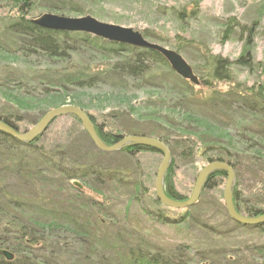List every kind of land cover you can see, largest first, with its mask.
<instances>
[{
    "label": "rangeland",
    "instance_id": "374dc122",
    "mask_svg": "<svg viewBox=\"0 0 264 264\" xmlns=\"http://www.w3.org/2000/svg\"><path fill=\"white\" fill-rule=\"evenodd\" d=\"M5 1L7 0L0 2V17H3L8 9L1 8L8 4V1ZM35 2L31 12L34 18L43 14L69 18L89 15L103 23L140 32L149 42L177 51L188 62L200 81L204 78L201 70L205 64L204 57L208 54L219 55L236 62L245 53V42L238 40V30L234 32L236 34L231 40L223 41L224 31L231 20L236 19L240 25L248 26L254 35L249 48L254 58V71L252 73L247 68L232 66L235 81L215 84L214 89L224 97L220 96L222 98L219 101L212 95L213 87L196 86L193 90L196 93L194 104L187 103L184 106L181 94L172 82L176 79V74L167 79H150L155 74L162 77L170 75L166 65L158 64L152 65L155 70L151 71L149 78L133 79L120 75L116 78L103 79L104 82L98 81L95 86L82 88L64 83L66 88L62 92L44 95L43 87L34 72L44 70H60L63 74L65 71L73 74L81 70L86 73L106 72L112 70V66H117L119 62L128 59L126 56L109 57V53L104 57L102 53L92 52L90 46H80V50L65 60H50L40 54L21 60L20 53L6 55L0 52V71L4 67L14 68L18 74H23V80L25 79L23 87L18 89L12 86L2 95V103H5L2 107L5 108L0 110L17 116L19 114L22 118V122L18 124L21 133L32 129L47 112L72 105L81 107L80 109H84L88 115L95 117L99 125L105 123L108 131L121 136H146L158 140L168 137L172 157L170 175L173 178L174 189L184 200L191 195L199 172L209 164L203 155L204 151H208L210 144L217 145V148L224 147L236 156L235 183H238L239 190L245 199L251 200V205L259 202L258 204L263 206L264 142L262 144L258 142L257 132L261 133V128L264 127V117L259 113L252 117L249 113L242 112L243 110L239 111L238 108L244 103L228 94L238 83L248 88L251 86L257 88L259 85L264 88V0H35ZM48 2H51L50 5L59 3V6L64 7L63 12L46 8ZM78 11L84 12L76 13ZM181 11L185 13L187 11L185 17H181ZM211 95L212 100L205 104V100ZM186 134L198 139L196 151H199L198 154L187 156L177 145L180 137ZM38 147L46 154L47 161H52L49 157L58 160L59 155L55 157L51 152H58L59 149L64 150L70 160L80 162L79 164L92 163L111 172L115 171L118 178L127 181L126 183H141L143 188L149 191L148 198L156 200L154 190L156 174L164 158L157 151L133 156L121 151L112 154L99 151L89 139L81 122L72 115L57 118L40 137ZM253 152L263 156L258 167L252 164L254 162L252 156L255 155ZM11 154L0 161V165L5 164L4 168L8 169L5 171L8 180L4 183L9 186V195L24 190L23 196L28 197L29 194L28 198L34 201L35 206L31 205L32 207L24 209L26 215L34 214L37 217L34 212H40V215L45 216L46 208L48 210L54 208L59 213L67 212L64 215V223L71 225L70 221L74 219L86 226L83 231H79L83 236L82 238L78 236L79 240L64 232L63 237L70 243L67 246L64 244L65 248L59 256L60 264H119L118 261H114L112 242L136 248L139 245L153 253L159 251L170 253L183 245L191 248L189 252L191 255L201 254L209 248L241 250L244 254L246 247L264 244V237L257 231L240 229L229 219L223 197L226 182L224 177L216 179L213 183L214 188L200 196V203L190 209L173 210L163 205L159 206L157 209L166 213V220L162 221L157 219L156 207L154 208L150 201L143 200L140 195L137 196L140 201H134L138 192L125 187L123 190L114 183L101 187L93 181L89 184L83 179L72 180L70 185L68 184L72 186L71 190L66 186L68 189L57 192V186L46 183L45 177H42L41 184L36 183L33 187L28 181L31 179L30 169L35 170V166L52 169L54 164L47 163L40 154L33 151L24 155L17 151ZM21 159L25 160L24 167L17 172L14 167ZM17 173L23 180L18 178ZM33 178L37 182L35 174ZM73 182L79 183L81 188L76 187ZM47 213L46 220L50 221L51 216L48 215H51V212ZM58 222L61 224L63 220ZM93 223L99 227L100 239L97 235L93 237L90 233L91 228L87 227L96 226ZM85 238L89 241L84 240ZM81 239L83 241H80ZM85 241L89 245L84 244ZM83 244L84 248L81 247ZM75 247L80 254L73 251ZM89 248H92L91 253L87 252ZM101 255L108 258L105 263Z\"/></svg>",
    "mask_w": 264,
    "mask_h": 264
},
{
    "label": "trees",
    "instance_id": "16d2710c",
    "mask_svg": "<svg viewBox=\"0 0 264 264\" xmlns=\"http://www.w3.org/2000/svg\"><path fill=\"white\" fill-rule=\"evenodd\" d=\"M1 1L2 0H0V2ZM7 1L5 2H7L8 4L5 7H1L4 9L8 8L5 15L3 17H0L1 53H4L6 55H11L12 53L16 52L20 53L19 57L21 58V60L22 58L26 60L36 54L45 55L50 60H65L71 58L72 55H74L73 53H76L78 50H80V46H90L92 52L102 53L105 55L104 57H106V54L109 53V57L118 58L126 56L128 58L127 61L119 62L117 66H112V70L110 69L106 72H88L89 74L84 70L77 71L73 74H68V71H65V74H63L60 70H44L43 72H34L36 79H39V83L41 87H43L42 91L44 92V95L45 93L49 94L52 92L55 93L57 91L62 92L63 89L66 88V85H64V83L69 86L75 85L82 88L87 86H95L98 84V81L109 79V77L116 78V76L119 77L120 75L128 78L132 77L133 79L149 78V75H151V71L155 70L153 69V66L156 64L160 66L166 65L169 69L170 75H166V77L163 75L162 77L155 74L154 77L152 76V78H150L151 80L162 78L167 79V77L176 74L170 69L167 61L163 58V56L153 50L136 48L131 45L128 46L120 43L116 44L110 43L108 41L106 42L87 33H68L64 31H51L43 27L41 28L36 24H33L32 22L34 17L32 16L33 14L31 12L33 11L36 3L35 0ZM50 3L51 2L47 3L48 7L46 8L50 10L53 9L56 12H63L64 7L59 6L60 2L56 5H54L53 3L50 5ZM84 11H78L76 13ZM186 13L185 11H181V17H185ZM236 30L239 31L238 40L242 43L245 42V53L243 51L244 54H242L236 62H231L228 58L225 59L219 55L214 56L208 54L206 57H204L205 64L203 65V69L201 70L203 72L204 78L202 77L203 81H201L200 86L213 87L214 89L216 83L227 84L234 82L235 79L232 72V66L234 65L247 68L253 73L255 68L254 58L251 56V52L249 51L251 39L254 36L252 30L248 28V26L245 27L240 25V23L236 19H232L230 24L227 25L224 31L223 41L225 42L231 40L235 36L236 33L234 34V32H236ZM23 77V74H18L17 69L16 71L14 68L8 67H4L1 69L0 90H3L0 91V109L5 108L2 107V105H5V103H2V95L7 93L6 91H9L12 86L18 87V89L23 87V81L25 82V79L23 80ZM175 78L176 79L172 82L173 84L175 83L177 89L181 94V102L184 106L187 105V103L188 105H193V101L196 100V96L194 95L196 93H194L193 91L196 85L194 86L189 81L183 80L177 74L175 75ZM234 87L235 89L230 90L228 96L230 95L232 97H236V100H241L242 104L244 103V105L239 107L238 110H243L242 112L247 114L249 113L252 117H256L257 113H259L260 115L262 114L264 117V88L262 87V85H259V87L257 88H255L254 86L248 88L238 83ZM213 92L214 93H212V95L216 97V101L221 100L223 96L215 89ZM212 95L208 99H206L207 101L205 100V104L209 103V101L212 100ZM220 96L222 97L220 98ZM222 101L224 102V100ZM227 101L230 100L228 99ZM215 105L216 104H214V106ZM84 112L89 118H91V121L94 124L99 137L107 145L115 144L122 139L123 136L119 135L118 133L108 131L109 128L105 123H101L99 125L95 117L88 115L86 111ZM72 117L75 118L74 116ZM76 119L79 120L78 118ZM0 121L5 122L12 129L20 132L18 129V124L22 122V118L19 117V114L17 116V114L15 115L14 113L7 112L6 110H0ZM257 135L259 137L258 142L262 144V142H264V127L261 128V133L257 132ZM40 137H38L33 143L22 144L0 133V161L1 159H3V157H7L8 155L11 156V153H13V151L20 152L21 154H23L22 152L26 154L29 151H33V153L40 154L42 158L47 161L46 154L40 149V147H38V141L40 140ZM159 140L169 148L171 147L169 143L170 139L168 137H165L164 139L161 138ZM197 140L198 139H196V137L186 134V136L180 137V142L176 143L179 147L182 148L183 154L184 152H186L187 156H193L194 154H198L199 152H196L198 150ZM216 146L217 145L215 144H210L208 146V151H204L203 155L207 159V162H225L228 165L232 166L234 171L236 172L237 165L234 161L236 156L229 152L228 149L219 146L217 148ZM257 149L260 148H256V150ZM155 151L147 147L133 146L132 148L124 149L121 152H124L129 156H133L143 154L144 152ZM260 152L262 153L263 150H260ZM51 153L55 157L59 155L58 160L56 158L48 156L50 159H52V161L48 160L47 163L51 162L54 164L52 169L41 167L36 168V166L34 167L35 170L37 169L36 172L35 170L30 169L31 172H34L35 177L37 178V182H35L33 178L34 174L30 172L29 176L31 179H29L28 181L31 182L29 184L33 185V187L36 186V183L41 184L42 177H45V182L47 181L46 183L54 186L56 185L57 192L62 191V189H68L66 186H68V184L70 185V181L72 180L83 179L86 180V182H89V184H92L93 181L101 187L110 183H112L113 185L114 183L123 190L125 188H130L134 192H138L137 195H135L134 201H140V198L137 196H142L143 200L150 201L153 204L152 206L154 208L156 207L157 219H160L162 221L166 220V213L161 209H157L159 208V206L162 207V204L159 202V200L148 198L149 191L145 190L141 183H126L127 181H123L118 178L115 171L111 172L110 170H107L106 168L100 167L96 164H79L80 162L78 163L73 159L70 160L64 150L61 151L58 149V152ZM254 154L255 155L252 156V159H254V162H252V164L258 167L260 166L259 162L263 159V156L257 152H255ZM48 155H50V153H48ZM24 161V159H21L17 163V166L14 167V170L19 172L18 170L24 167ZM262 161L264 165V160ZM4 165L5 164L0 165V177L2 178L0 179V264H60L61 262L59 261V256L65 248L64 244L67 246L70 243L66 241L67 238L65 239L63 237L65 234L64 232L70 233V235L72 237H76V239L78 236L79 238H82L83 236L80 235L79 231H83L84 227L86 226L77 223V221H75L74 219L70 221L71 225L64 223V215L67 212L65 211L59 213L57 209L54 208L50 210L46 208L45 211L46 214H48L47 212H51V215H48L49 217L51 216L50 221L46 220V214L45 217L44 215H40V212H34L37 217L34 214H31L30 216L26 215L27 213L24 209H27V207L34 205V201L28 198L29 194L28 197L23 196V194L25 195L24 190H19L16 194L9 195V186L8 184L4 183L8 180V175L7 173H5V171H8V169L6 167L4 168ZM171 170L172 169H169L166 172L164 178V189L166 195L174 200L184 201V199H182L181 196L176 192V189H174L173 178L172 175H170L172 172ZM49 172L52 173V177H50L51 175L49 174ZM2 173L5 174L1 175ZM17 176L18 178L23 180V177H20L18 173ZM220 177L227 178L226 174L221 171L212 174L204 187L205 189L202 195H204L206 191L213 189V183ZM68 187L71 190L72 186ZM77 193L81 195L79 191H77ZM233 197L234 206L239 214L248 217H254L264 214V204H262L263 206H260V204H258L259 202H257V204L255 203L254 205H251V200L248 201L247 199H245L242 192L239 190L237 182L235 183ZM200 200L197 204L200 203ZM58 220H63V223L60 224ZM93 225L97 226V224L95 223H93ZM234 225L239 227L240 229H246L254 232L257 231L258 234L264 237V225L244 228H242L235 222ZM96 226L90 227L87 225L88 228H91L90 233L93 234L92 236L96 237L97 235V237L100 239L101 235H98L99 227ZM79 238L77 240H79ZM84 240H88V238H85ZM80 241L83 240L81 239ZM86 243L88 244L87 241H85L84 244ZM112 243L115 252V254H113V257L115 258L114 261H118L117 263L119 264H264V244L246 247L244 251L245 255L242 254L241 250L230 251L226 250L225 248H209V250L202 251L201 254L191 255L189 253L191 248L189 246L183 245L181 247H177L170 253H164L161 251L153 253L151 251H148V249H143L139 245L136 248L130 245H118L115 242ZM84 244L81 245V247L84 248ZM91 249L89 248L87 252L91 253ZM2 250L8 252L10 251L14 255V259L9 262L6 261L1 253ZM73 251L76 254H80V251H78L76 247ZM105 256L106 255H101L103 263L108 260V258ZM109 256H111V254ZM89 260H91V258H89Z\"/></svg>",
    "mask_w": 264,
    "mask_h": 264
},
{
    "label": "water",
    "instance_id": "95a60500",
    "mask_svg": "<svg viewBox=\"0 0 264 264\" xmlns=\"http://www.w3.org/2000/svg\"><path fill=\"white\" fill-rule=\"evenodd\" d=\"M33 24H36L39 27H43L48 30H55L59 32H68V33H87L94 37H98L104 41H108L110 43H120L125 45H131L136 48H142L146 50H153L160 55L168 62L172 71L182 78L183 80L189 81L192 85L200 86L201 81L198 79L194 70H192L191 66L188 64L184 58L175 50H169L164 46H160L153 42H149L144 38L142 33L137 32L131 28H124L119 25H113L109 23H103L98 21L96 18L87 15L82 18H69V17H61L56 14H43L40 17L34 18L32 20ZM67 115H72L75 118H78L85 129L89 139L92 140L94 146L97 150L105 152V153H115L123 151L127 148H132L133 146L139 147H147L152 150H156L161 153L163 161L161 165L158 167V171L156 174V183H155V193L156 200L166 208H170L173 210H186L190 209V207L196 205L200 196L204 191V187L210 178V176L216 172H224L227 176L225 182V190L223 193L224 197V205L227 209V213L229 219L240 225L241 227H255L264 225V215L248 217L239 214L237 209L234 206V183L236 179L235 171L232 166L228 165L225 162H209L197 176V180L194 184V189L187 200L177 201L166 195L164 189L165 175L169 169V166L172 162L171 152L168 146L164 145L160 140L156 138H150L146 136H123L122 139L111 145H107L98 135L94 124L91 121V118L87 116V114L80 109L79 107H75L72 105L58 107L55 110H51L46 113V115L40 119V121L32 128L25 133H21L12 129L5 122L0 121V133L2 135H6L20 142L22 144H30L33 143L38 137L42 136L46 129L57 120L59 117H64ZM76 187L81 188L80 184L77 182H73ZM3 257L6 261H12L14 259V255L9 251L2 250L1 251Z\"/></svg>",
    "mask_w": 264,
    "mask_h": 264
},
{
    "label": "bare ground",
    "instance_id": "6f19581e",
    "mask_svg": "<svg viewBox=\"0 0 264 264\" xmlns=\"http://www.w3.org/2000/svg\"><path fill=\"white\" fill-rule=\"evenodd\" d=\"M262 215H264V214H262ZM259 216H261V215H259ZM256 217H258V216H256Z\"/></svg>",
    "mask_w": 264,
    "mask_h": 264
}]
</instances>
